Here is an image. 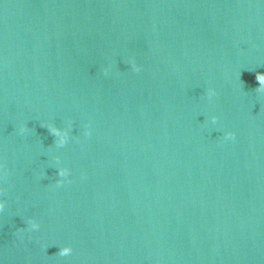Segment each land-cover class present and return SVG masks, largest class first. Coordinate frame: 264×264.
<instances>
[{
  "label": "water",
  "instance_id": "95a60500",
  "mask_svg": "<svg viewBox=\"0 0 264 264\" xmlns=\"http://www.w3.org/2000/svg\"><path fill=\"white\" fill-rule=\"evenodd\" d=\"M258 74L261 0H0V264H264Z\"/></svg>",
  "mask_w": 264,
  "mask_h": 264
},
{
  "label": "clouds",
  "instance_id": "9594fccd",
  "mask_svg": "<svg viewBox=\"0 0 264 264\" xmlns=\"http://www.w3.org/2000/svg\"><path fill=\"white\" fill-rule=\"evenodd\" d=\"M261 3H264V0H261ZM132 69L133 71H136V66L135 65H132ZM105 73L108 71V69H104L103 70ZM262 76H264V74H258L257 75V80H260L262 78ZM215 120L216 118L213 116V117H210V121L214 124L215 123ZM49 128V131L52 133V135L55 137V145L57 147H60L62 146L66 139H67V134L66 132H64L63 130L61 129H58L56 127H53V126H48ZM225 138L226 139H230L231 138V133H226L225 134ZM56 175L60 178H64L68 175L67 173V170L66 169H63V168H57L56 169ZM61 183V180H57L56 181V184L59 185ZM26 224H27V228L25 230H35L37 229L38 225L36 223H34L32 220H28L26 221ZM17 231H19V229H17ZM71 252V249L69 247H60L58 248V252H57V255L61 256V257H64V256H67L69 255Z\"/></svg>",
  "mask_w": 264,
  "mask_h": 264
}]
</instances>
